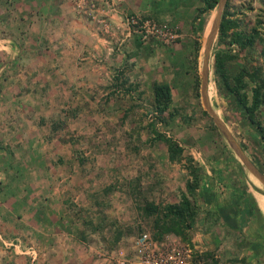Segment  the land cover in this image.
I'll return each mask as SVG.
<instances>
[{"label":"rangeland","instance_id":"1","mask_svg":"<svg viewBox=\"0 0 264 264\" xmlns=\"http://www.w3.org/2000/svg\"><path fill=\"white\" fill-rule=\"evenodd\" d=\"M193 1L197 4V21L194 27L196 31L192 37L193 51L189 60L193 80L192 86L191 82H188L190 94L187 99L182 104H179L178 100L173 103L172 100L167 111L172 115L166 114V120L160 121L152 109L153 99L148 104L144 99L133 101V98H129L130 122L137 120L133 126H129L128 122L122 124L119 120L115 122L117 128L108 126L104 123L105 115L95 113L93 118L90 117L89 127H92V132L86 135L83 128L81 129L84 140L77 147L82 150V158H88V163L85 166L81 165V170L76 166L77 173L65 178L62 183L66 186L65 189L68 187L75 189V193L70 191L65 193L79 203L69 199L67 216L71 221L70 229H73L83 242L85 241L81 242L78 248L89 256L86 264H91V260L95 258H90L92 254L90 250H86L87 244L93 251L95 248L97 254L109 255L111 262L115 264V258L120 253L127 258L135 254L134 240L142 233H147L161 249L166 247L170 249L171 244L176 241L183 248H189L187 264H264V199L256 192L260 190L250 181L249 173L243 168L212 117L205 110L201 99L202 52L208 39L206 35L209 24L217 12V5L212 10L202 13L200 12L203 8L202 1ZM229 11L231 17L236 18L239 23L237 29L229 31V35L233 30L255 28L264 38V0H229ZM136 15L141 20V25L146 22L144 29L145 27L150 29L147 25L155 23L156 27L165 26L171 29L174 36L167 40L150 33L147 40H141L138 31L131 32L127 34L128 36L134 33L142 42L155 41L165 46L175 44L180 37V31L176 26L149 15L140 13ZM123 21L125 22L124 19ZM137 26L139 27L140 23L135 26L136 29ZM218 34L217 32L210 57L208 102L249 159L264 174L262 133L238 109L233 98L220 88L214 73V53L223 50L231 55L227 63L231 74H236L241 69L253 71L257 67H261L264 74L260 46L255 43L241 48L236 43H230L231 37L219 43ZM196 43L200 45L197 56ZM244 81L250 101L255 82L248 76L244 77ZM130 85H133L131 81L123 88H129ZM183 90L186 92L184 87L180 93L177 92L179 97H182ZM256 118L264 133V104L258 108ZM80 123L83 125L82 120ZM126 126L128 130L125 129ZM125 132L128 133L127 136ZM34 133L36 134V130ZM157 133L172 139L181 147L183 157L181 162L169 163L166 159V144L155 138ZM89 135L91 138H88ZM32 150L36 160L26 165L28 168L32 166L35 168L32 176L19 178L13 176L12 172L10 175L6 174L8 170L19 167L17 162L11 160V166L8 168L7 160L0 158V190L12 183L22 184L23 189L27 188V192L35 196L39 189L40 197L35 196L34 199L39 200L42 205V195H45L42 192V185L48 178L39 176L42 172L39 168H43L46 163L40 158L42 154L39 147H32ZM189 157L190 162L186 160ZM190 167L195 170L197 177L193 195H188L194 205L195 216L190 226L184 230L187 236L185 239L183 235L164 230L168 219L163 216V207L168 203L181 201L182 193L188 194L185 183L194 179ZM107 186L108 188L104 190ZM0 196H2L0 200L7 201L5 193ZM147 204H152L157 209L148 212L144 209ZM57 209L53 210L52 214L60 213V209ZM53 228L50 226L48 231L54 234Z\"/></svg>","mask_w":264,"mask_h":264},{"label":"crops","instance_id":"2","mask_svg":"<svg viewBox=\"0 0 264 264\" xmlns=\"http://www.w3.org/2000/svg\"><path fill=\"white\" fill-rule=\"evenodd\" d=\"M120 11L112 16L110 31L103 32L78 13L73 0H0V158L8 168L11 160L19 167L6 174L32 176L35 168L26 165L36 160L32 147L37 146L46 163L39 176L48 178L42 205L34 199L40 197L39 189L35 196L22 184L0 190L8 197L0 200V264H86L89 256L78 248L85 241L70 229L67 216L69 199L78 201L65 193L75 189L62 183L77 173L76 166L81 170L88 163L77 147L84 140L81 129L86 135L92 132L95 113L105 115L108 126L117 128V120L133 126L137 120L130 122L129 98L151 103L155 83L169 85L173 103L182 104L190 94L197 4L125 0ZM129 12L174 25L180 37L165 46L142 42L134 33L128 36L123 18ZM130 81L134 88L128 91L123 86ZM182 87L186 92L179 97ZM51 208L60 213L52 214ZM27 245L36 250L35 263L24 251ZM86 247L95 257L91 264L112 263L109 255Z\"/></svg>","mask_w":264,"mask_h":264},{"label":"trees","instance_id":"3","mask_svg":"<svg viewBox=\"0 0 264 264\" xmlns=\"http://www.w3.org/2000/svg\"><path fill=\"white\" fill-rule=\"evenodd\" d=\"M203 8L200 12L210 11L218 3V0H201ZM239 26L238 20L231 17L229 11V0H226L221 20L218 29L219 43L231 37L230 43H236L241 48L257 43L260 46V54L264 60V38L259 35V32L253 28L251 30H233L229 35V31L237 29ZM200 49L199 43H196V56ZM231 58V55L223 50H218L214 53V73L217 76V82L221 89H223L227 95L233 98L238 109L245 114L250 122L254 123L262 133L261 136L264 139L263 128L256 118L258 108L264 104V74L261 67L255 68L253 71L247 69H241L236 74H231L228 70L227 63ZM195 60V68L196 63ZM248 76L255 82V86L252 89L251 100L249 101L245 88L246 83L244 77ZM196 85L198 87V77H196ZM134 85H130L128 91L133 90ZM153 92V104L152 109L155 112V116L160 121H165L168 113V108L172 102L171 89L166 83H155L152 87ZM198 95V93H196ZM155 137L158 140H162L166 144L167 157L170 163H178L182 161V149L179 145L170 138L158 134ZM189 162L191 158H186ZM191 168V169H190ZM190 172L194 175L192 181L187 180L185 187L187 193L181 194V201L178 203H168L163 207V216L168 219L165 223L164 230L174 232L176 234L183 235L185 239V228L190 226L195 216V208L188 195H193L197 177L195 170L190 167ZM146 211L156 210L157 208L152 204H147L144 208ZM170 222V223H169Z\"/></svg>","mask_w":264,"mask_h":264},{"label":"built area","instance_id":"4","mask_svg":"<svg viewBox=\"0 0 264 264\" xmlns=\"http://www.w3.org/2000/svg\"><path fill=\"white\" fill-rule=\"evenodd\" d=\"M124 0H73L78 13L85 14L86 17H90V20L94 23L98 29L103 32L110 31L112 16L120 13L121 5ZM126 30L128 33L139 32L141 40H147L150 33L162 36L165 39H169L174 36L171 29L162 26L156 27L155 23H150V29L145 24L141 25L136 14H125L124 18ZM140 23V26H135ZM154 32V33H153ZM176 243H170L171 248L161 249L157 247L156 242L152 241L147 233H142L139 237H136L133 244V256L127 258L120 253L115 258V264H187L186 257L190 254V249H185L182 245ZM178 245V246H177ZM27 255L30 256L32 262L37 257L36 250L33 246L27 245L24 248Z\"/></svg>","mask_w":264,"mask_h":264},{"label":"water","instance_id":"5","mask_svg":"<svg viewBox=\"0 0 264 264\" xmlns=\"http://www.w3.org/2000/svg\"><path fill=\"white\" fill-rule=\"evenodd\" d=\"M226 0H218L217 3V14L216 19L214 20V25L212 28V32L208 37L205 45L203 47L202 52V62H201V69H200V76H201V84H200V93L203 106L207 113L212 117L214 123L225 137L227 143L233 150L234 154L240 161L243 168L249 173L252 174L262 185V189H259L262 193H264V174L254 165V163L249 159L246 152L243 150L242 146L235 140L232 136L228 128L226 127L225 123L216 115V113L212 110L209 105L208 98H207V91H208V54L211 49L212 40L214 35L217 34L219 29V24L221 20V15L225 6Z\"/></svg>","mask_w":264,"mask_h":264},{"label":"bare ground","instance_id":"6","mask_svg":"<svg viewBox=\"0 0 264 264\" xmlns=\"http://www.w3.org/2000/svg\"><path fill=\"white\" fill-rule=\"evenodd\" d=\"M217 14V12H216ZM216 19V15H215V18L212 17V20L209 24V27H208V32H207V35H206V39L208 38L209 34L211 33V28H212V25H213V22L214 20ZM215 40H216V34L214 35V38L212 40V45H211V49L209 51V54H208V72H209V67H210V57L212 55V49H213V46H214V43H215ZM213 110V109H212ZM214 111V110H213ZM215 112V111H214ZM217 115V114H216ZM218 116V115H217ZM219 117V116H218ZM220 118V117H219ZM221 119V118H220ZM222 120V119H221ZM249 179L250 181L253 183V185L259 189H262V185L261 183L254 177L252 176V174H249ZM263 199H264V193H262L261 191H256Z\"/></svg>","mask_w":264,"mask_h":264}]
</instances>
